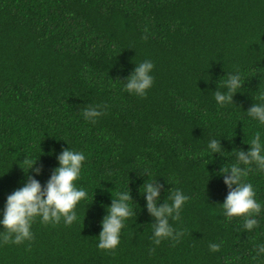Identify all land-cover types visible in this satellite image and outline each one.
Returning <instances> with one entry per match:
<instances>
[{"label":"trees","instance_id":"16d2710c","mask_svg":"<svg viewBox=\"0 0 264 264\" xmlns=\"http://www.w3.org/2000/svg\"><path fill=\"white\" fill-rule=\"evenodd\" d=\"M145 59L155 64L154 85L146 97L130 95L123 81ZM237 68L248 78L233 104L220 107L213 95ZM258 68L264 0H0V210L27 180L26 158L40 155L42 173L31 175L46 185L59 166L53 149L85 153L76 183L88 192L79 222L37 218L31 241L0 243V264H264L253 259L264 242V212L252 232L240 217L228 221L220 204L229 189L207 173L235 157H201L212 137L229 153L250 147L244 142L256 122L246 112L264 91ZM89 103L106 106L96 123L82 116ZM141 161L161 185L160 203L176 188L190 197L173 222L185 232L178 243L152 241ZM127 177L136 214L119 246L101 250L105 206ZM248 180L264 202V174ZM212 242L221 249L211 252Z\"/></svg>","mask_w":264,"mask_h":264},{"label":"clouds","instance_id":"9594fccd","mask_svg":"<svg viewBox=\"0 0 264 264\" xmlns=\"http://www.w3.org/2000/svg\"><path fill=\"white\" fill-rule=\"evenodd\" d=\"M135 64L132 74L123 81V87L130 95L146 97L154 85L152 73L155 64L150 59ZM259 69L264 68L256 70L262 84L264 72ZM247 78L245 72L238 68L227 73L226 79H221L218 85L222 91L218 90L213 95L216 104L220 107L233 104L234 94L243 88ZM105 107L89 103L84 108L82 116L86 121L96 123L105 114ZM246 114L250 120L256 122L248 141L244 142L250 146L247 151L233 148L229 153L225 151L219 139L212 137L208 140L201 157H211L215 153L231 154L235 157V163L227 164L213 174L208 171L207 173L209 179L211 175L222 176L223 183L229 189L226 199L220 204L222 215L228 221L234 217L242 218L243 229L252 232L260 226L259 217L264 212V202L257 199V190L248 180L249 174L253 171L264 174V91L259 90L256 103L247 110ZM67 143L69 144L68 141ZM51 154L55 155L59 166L52 171L46 185H42L31 175L32 172L36 175L42 173V168L36 167L40 155L24 160L27 172L25 167L22 168L27 180L22 181V186L7 196L4 208L0 210V226L3 227V231H0V243L21 244L31 241L34 237L32 225L37 218L45 224H58L63 220L70 226L74 222H79L76 209L81 201L88 198V192L76 182L84 170L87 156L83 151H77L72 147L64 148L58 155L53 149ZM136 168L142 169L148 176L140 188V193L145 199L148 213L155 218V222L152 223L153 243L158 246L164 240L180 242L185 232L183 229L175 228L173 222L181 220V213L190 197L182 189L176 188L169 192L167 200L160 203L161 185L157 179L152 178L151 165L141 161ZM112 197L111 204L105 206L107 214L101 221L102 230L97 242V247L101 250H114L119 246L126 221L136 214L133 209L134 202L128 177L125 188L116 192L115 196L112 193ZM220 249V243L209 244L211 252H217ZM255 251L254 260L264 257V242L258 243Z\"/></svg>","mask_w":264,"mask_h":264}]
</instances>
